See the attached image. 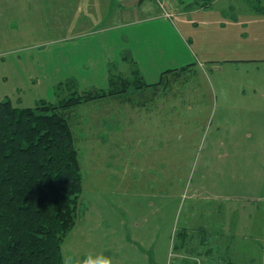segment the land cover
Segmentation results:
<instances>
[{"label":"rangeland","instance_id":"1","mask_svg":"<svg viewBox=\"0 0 264 264\" xmlns=\"http://www.w3.org/2000/svg\"><path fill=\"white\" fill-rule=\"evenodd\" d=\"M13 1L23 5L28 0ZM73 1L77 4L65 14L50 8L44 14L22 10L18 15H0V38H10L15 24L19 23V38L26 35L49 41L44 63L42 60L39 63L38 58L23 62V65H32L34 74L43 75V79L33 85L29 96L58 102L68 98L74 90L76 93L86 91L97 87L89 85L102 82L98 71L102 62L90 53L93 47L87 45L90 36L84 33L78 39L73 38L87 28L109 24V0ZM112 1L114 4L119 0ZM152 1L159 6L156 0ZM180 1L171 0L167 6ZM9 2L0 0V5L9 11ZM27 4L33 5V2ZM253 4L263 6L258 0ZM257 16V23L234 27L235 36L229 38L226 37L232 26H227L223 30L225 42H221L224 40L222 29L219 43L216 36L203 38L206 46L192 39L189 29L204 35L211 31V25L190 22L189 26L180 27L189 40L187 46L191 53L197 52L200 57L193 54L196 64L193 69L178 78L168 76L161 85L163 89L177 85L204 88V91L179 93L176 98L179 103L186 102L184 98L190 102L186 104L189 107L178 110V129L174 136L178 139V149L186 148L187 157L177 158V174L157 173L160 161L168 166V159H155L156 167L151 158L130 159L129 167L126 161L123 163L121 104L130 98L128 90L144 85L135 74L130 78L113 77L114 88L120 92L90 100L111 99L114 117L108 119L109 127L102 117L106 110L99 104L87 101L68 108L66 114L78 153L83 189L75 225L63 240L64 264H177L180 256L173 255L172 251L178 250L182 242L180 227L193 202L187 197L194 190L200 199L225 188L232 193H243L232 188L244 186L242 175L259 168L250 163L257 161L253 156L264 153V14L257 12ZM218 48L222 49L221 53ZM13 56L15 53H3L0 61L3 63ZM85 61H89L91 68L95 65V70H88ZM3 70H0L2 77L5 76ZM9 82L0 77V91L3 86H10ZM101 87L108 88L109 84ZM162 92V101L174 100L170 90ZM130 99L136 101L137 98L131 95ZM32 104L35 106L34 101ZM233 104H248V107L236 109ZM257 104L260 105L255 106ZM234 153H245L246 157H227ZM125 167L132 177H144L145 189H137L140 184L136 182L122 183ZM159 179L162 184L152 183ZM158 185L162 188H157ZM200 204L206 202L202 200ZM175 224L177 231L173 230ZM187 263L202 264V261L188 259Z\"/></svg>","mask_w":264,"mask_h":264},{"label":"crops","instance_id":"2","mask_svg":"<svg viewBox=\"0 0 264 264\" xmlns=\"http://www.w3.org/2000/svg\"><path fill=\"white\" fill-rule=\"evenodd\" d=\"M28 1L33 2V5L27 4ZM28 1L26 4L18 5L16 1L10 0L9 11L0 5V15L2 17L5 13L18 15L22 10H36L44 14L50 8H54L58 14H65L68 8L77 4L73 0ZM206 1L208 4L205 6H196L193 0L172 2L167 8L171 14L168 16L152 0H119L114 4L112 0H109V24L87 28L73 38L78 39L81 34H88L90 40L87 41V45L93 47L90 48V53L98 58V62H102L98 69L101 72L102 82L89 86L101 87L108 84L110 86L112 77L130 78L133 73L140 76V84L145 83L137 89L132 87L128 90L129 97L136 96V101L129 98L121 104L123 111L120 118L122 160L123 163L126 161L127 166L130 159L151 158L152 165L155 167V159H168V166L167 164L164 166V163L160 161L158 166L160 169L157 173L177 174V158L187 157L186 148L178 149V139L174 135L178 129L179 107L181 109L189 107L186 104L190 102L184 98L186 102L179 103L176 98L179 93L193 94L197 90L204 91V88L184 86L179 88L175 85V87L163 89L161 85L166 77L178 78V75L182 76L184 72L193 69V65L196 66L194 55L197 58L200 57L197 52L193 53L194 55L191 53L187 46L189 40L186 39L180 27L189 26L190 22L211 25L209 28L211 31L204 35L189 29L188 35L192 39L200 40V43L206 46L203 38L216 36L219 43L220 29H222L223 39L225 38L224 29L227 26L232 28L228 30L230 32L226 38L235 36L232 32L234 27L257 23V12L264 14V0H258L260 4H263L260 7L253 4L255 0ZM11 24L14 25L13 22ZM15 25L10 38H0V55L15 53V56L3 63L0 61V70L5 71V76L2 77L1 71L0 77L10 81V86H3L0 97L2 96V100L9 98L17 106L33 107L32 102L36 104L41 97L37 99L29 94L38 79H43V75L42 73L34 74L31 70L32 65H23V62H32L38 58L39 63L41 60L44 63L47 56L45 49L50 44L49 41L40 38L31 39L26 35L19 38L17 35L19 23ZM225 39L221 42H225ZM218 51L221 53L222 49L218 48ZM25 52L29 55H25ZM198 61L201 66L204 65L202 60ZM85 63L88 70H95V65L91 68L88 65L89 61ZM95 74L98 73L95 72ZM97 87L93 89H106ZM162 90L165 92L170 90V93L175 96L174 100L162 101L160 97L163 94ZM206 93L208 94V90ZM90 102L99 104V107L106 110V114L102 117L103 120L106 118L109 127L108 119L114 117L112 114L114 104L111 99L106 102ZM258 105L260 104L255 106ZM232 106L242 109L248 107V104ZM227 157L244 158L246 154L234 153ZM253 158L257 161L250 163H255L259 167L257 171L242 175L244 185L242 188H232V190H243V193H232L225 188L209 194L204 200L200 199L197 190H194L187 197L193 202L188 207L183 226L180 227L183 234L182 242L178 250L172 251L173 255L180 256L181 260L177 264H184V262L188 264V259L202 261V264H264V153H255ZM128 167L122 170V183L136 182L140 184L137 189H145L144 177H132ZM174 182L176 183V180ZM152 183L162 184V181L159 179ZM157 188L160 189L162 186L158 185ZM202 200L206 202L205 205L200 204ZM174 220L176 223L177 218L175 217ZM178 229L175 224L173 230Z\"/></svg>","mask_w":264,"mask_h":264},{"label":"trees","instance_id":"3","mask_svg":"<svg viewBox=\"0 0 264 264\" xmlns=\"http://www.w3.org/2000/svg\"><path fill=\"white\" fill-rule=\"evenodd\" d=\"M114 84L112 77L106 89L74 90L33 107L0 100V264H64L63 240L75 225L83 189L66 112L120 92Z\"/></svg>","mask_w":264,"mask_h":264},{"label":"built area","instance_id":"4","mask_svg":"<svg viewBox=\"0 0 264 264\" xmlns=\"http://www.w3.org/2000/svg\"><path fill=\"white\" fill-rule=\"evenodd\" d=\"M171 2V0H156V2L159 4L161 9L166 13V15L171 16V14L167 10V4Z\"/></svg>","mask_w":264,"mask_h":264}]
</instances>
